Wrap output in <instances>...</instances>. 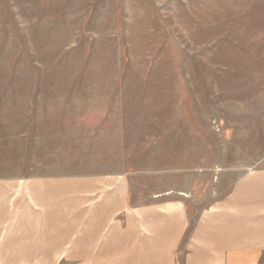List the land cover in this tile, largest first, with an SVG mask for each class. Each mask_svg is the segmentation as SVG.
Wrapping results in <instances>:
<instances>
[{
    "label": "rangeland",
    "instance_id": "374dc122",
    "mask_svg": "<svg viewBox=\"0 0 264 264\" xmlns=\"http://www.w3.org/2000/svg\"><path fill=\"white\" fill-rule=\"evenodd\" d=\"M255 168L264 0H0V177L206 207Z\"/></svg>",
    "mask_w": 264,
    "mask_h": 264
},
{
    "label": "crops",
    "instance_id": "0c3cea01",
    "mask_svg": "<svg viewBox=\"0 0 264 264\" xmlns=\"http://www.w3.org/2000/svg\"><path fill=\"white\" fill-rule=\"evenodd\" d=\"M59 196L41 174L0 177V264H264V168L206 207L194 191Z\"/></svg>",
    "mask_w": 264,
    "mask_h": 264
}]
</instances>
